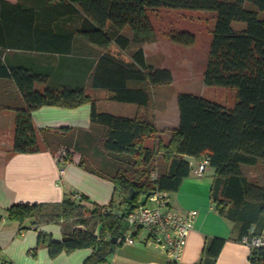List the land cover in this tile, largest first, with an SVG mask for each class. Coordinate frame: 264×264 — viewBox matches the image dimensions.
Segmentation results:
<instances>
[{
	"label": "trees",
	"instance_id": "trees-1",
	"mask_svg": "<svg viewBox=\"0 0 264 264\" xmlns=\"http://www.w3.org/2000/svg\"><path fill=\"white\" fill-rule=\"evenodd\" d=\"M248 4L264 11V0H0L1 54L8 48L59 54L42 60L37 55L14 52L0 60V76L13 78L27 103L16 109L14 151H40L34 110L44 105L76 108L90 102L91 121L106 132L105 150L130 155L137 166L134 172L118 171L111 178L125 195L124 209L96 204L91 208L83 203L89 202L84 194L67 197L61 203L11 205L7 216L21 228L29 219L36 228L48 223L62 226V241L42 232L33 252L46 246L54 258L62 252L92 247L93 253L84 264L107 262L125 232L127 212L140 197L158 190L175 192L191 174L187 155L208 158L215 168L212 199L219 213L239 227L237 240L242 241L252 228V236L264 233V170L262 181L251 180L242 171V165L262 163L264 167V20ZM158 8L216 12L203 82L210 87L235 88L237 99L227 106L202 95L180 92L179 125L170 141H160L156 150L145 143L147 138H158L153 116L99 111L87 85L110 90L112 100L146 107L153 87L173 83L172 71L148 63L141 47L155 36L148 11ZM71 22L77 24L68 27ZM235 22L245 26L237 29ZM128 28L131 37L123 33ZM169 37L184 46L196 42L195 34L188 31H175ZM78 41L102 51L95 56L74 55L72 50ZM113 43L121 50L138 47L126 61L107 51ZM159 152L165 170L154 178L147 167ZM68 159L67 154L65 161ZM80 164L86 166L82 160ZM132 189L134 197L128 200ZM113 238L116 243L111 242ZM225 241L221 237L207 240L205 256L212 259V264ZM1 264L7 263L2 260ZM249 264H264V247L251 246Z\"/></svg>",
	"mask_w": 264,
	"mask_h": 264
},
{
	"label": "crops",
	"instance_id": "crops-1",
	"mask_svg": "<svg viewBox=\"0 0 264 264\" xmlns=\"http://www.w3.org/2000/svg\"><path fill=\"white\" fill-rule=\"evenodd\" d=\"M151 41H156V38L141 44L148 63L151 62L147 48ZM14 52L58 55L57 52L15 51L8 48L4 54L0 53V60L4 61L6 54L11 56ZM125 59L131 60L130 57ZM39 87L43 89V86ZM87 92L96 99L99 111L129 117L145 113L153 116L158 130L157 141L162 140L164 144L170 141L179 125L177 97L171 99V102L175 103V113L171 118L168 97L160 101L161 106H153L156 101L152 97L148 106L143 107L110 99L112 92L108 89L92 87ZM105 104L119 105L124 111H108ZM26 106L27 103L15 80L0 76V264L2 260L7 264H84L93 253L92 247L76 249L70 253L62 252L54 258L46 246H40L33 252L42 232L50 235L53 240L62 241L61 224H41L36 228L33 226V219H29L21 228L18 222L8 218L7 209L15 203H61L67 197L79 198L81 194L89 198L88 205L91 208L96 204L107 209H124L122 201L125 195L116 188L111 179L112 175L96 169L93 164L88 166L83 160V157L89 155L92 161L94 159L105 169L114 167V164L106 161V157L103 158L96 148L97 140L104 129L91 121L90 102L76 108L44 105L32 112L40 151L15 152L16 109ZM67 154L69 159L65 161ZM185 159L191 164V174L184 179L177 191L171 192L172 204L182 212L197 210L198 214L183 255L175 264H212V259L205 256V246L207 240L214 237L225 238L226 241L213 264H249L251 247L237 240L239 227L225 219L215 208L211 193L216 177L215 168L208 165L204 175H198L196 169L205 157L187 155ZM81 160L86 166L80 164ZM253 167L242 165L243 174L251 180L255 179L245 172ZM161 170L164 171L165 166H162ZM79 227L85 228L83 225ZM126 231L134 233L135 243L119 242L107 262L100 264L171 263L160 248L145 243L147 229L136 230L129 226L125 227ZM107 238L105 235L104 239Z\"/></svg>",
	"mask_w": 264,
	"mask_h": 264
},
{
	"label": "rangeland",
	"instance_id": "rangeland-1",
	"mask_svg": "<svg viewBox=\"0 0 264 264\" xmlns=\"http://www.w3.org/2000/svg\"><path fill=\"white\" fill-rule=\"evenodd\" d=\"M11 2L16 3L17 1L22 0H10ZM248 8L255 9L259 13V17L264 20V11H259L254 5H249ZM150 19L152 21L153 27L155 29V36L153 37L156 41H151V45L147 48V54L149 56V61L153 63L157 68H168L172 71L174 76V81L171 84L155 86L152 89V97L154 101L153 106L156 104L161 106L160 101L164 98H169V115L172 118L175 113V103L171 102L172 98L178 97L180 92H190L198 95L207 97L213 101L222 103L227 106H232L233 102L236 101V89L231 87H221V86H205L203 82V74L206 69L208 62V56L210 51V45L213 39V29L216 22V12L207 11V10H193V9H172V8H158L156 10L149 9L148 11ZM74 22L67 23L68 27L74 26ZM233 26L237 29H241L245 26L242 22H235ZM131 29H126L123 33L126 36H132ZM175 31H188L196 36V42L190 46H184L180 44L173 43L170 40V33ZM137 45H132L127 50H121L114 43L107 49L108 52L116 55L120 58H127L131 56V53L137 49ZM102 50H99L97 47L89 45L87 43L78 41L75 43V48L72 50V54L84 53L89 55L97 54ZM31 54V53H28ZM74 54V55H77ZM59 55V54H58ZM58 55L53 54H37L38 57L47 59V56L50 58H56ZM76 57V56H73ZM39 58V59H40ZM49 58V59H50ZM73 59V58H71ZM126 60V59H125ZM74 61V60H73ZM72 61V62H73ZM127 61V60H126ZM67 63V62H66ZM41 86V85H40ZM88 89L91 90L92 87L88 85ZM87 89V90H88ZM151 97V98H152ZM102 103L100 107H102ZM105 107L108 111H124L119 105H109L105 104ZM106 132L101 131L100 138L97 140L96 148L101 154L106 157V161L110 164H114V167L111 169H105L101 167L100 163L97 164V161L91 160V156L83 157L85 163L88 166L95 165L96 169L103 172H108L112 176L118 171L128 170L135 171L134 168V159L127 154H114L106 151L103 147V137ZM163 142L162 140H160ZM152 138H147L145 143L148 146H151L157 150V145L160 142ZM82 159V158H81ZM165 165L162 154L159 152L155 155L153 161L147 167L150 169L151 177H157V173L161 171L162 166ZM264 167L262 163L254 166L251 169H246V174L255 179L256 181H261L263 177ZM154 174V175H153ZM89 206L88 202H85ZM124 227H129V222L125 219L123 222ZM145 231V230H143Z\"/></svg>",
	"mask_w": 264,
	"mask_h": 264
},
{
	"label": "built area",
	"instance_id": "built-area-1",
	"mask_svg": "<svg viewBox=\"0 0 264 264\" xmlns=\"http://www.w3.org/2000/svg\"><path fill=\"white\" fill-rule=\"evenodd\" d=\"M209 165L208 158L201 161L196 169L198 175H204ZM197 210L182 212L172 204L171 192L167 190L153 191L143 194L125 219L136 230L147 229L148 235L144 238L147 245L160 248L170 261L178 262L185 250L191 230L193 229ZM242 238L243 243L251 246L264 247V233ZM134 233L124 232L120 242L135 243Z\"/></svg>",
	"mask_w": 264,
	"mask_h": 264
},
{
	"label": "water",
	"instance_id": "water-1",
	"mask_svg": "<svg viewBox=\"0 0 264 264\" xmlns=\"http://www.w3.org/2000/svg\"><path fill=\"white\" fill-rule=\"evenodd\" d=\"M134 193H135V191L132 189L130 195L128 196V200H132V199H133V197H134ZM111 242L116 243V242H117V239H114V238H113V239L111 240Z\"/></svg>",
	"mask_w": 264,
	"mask_h": 264
}]
</instances>
